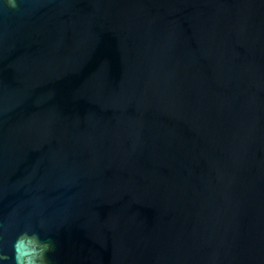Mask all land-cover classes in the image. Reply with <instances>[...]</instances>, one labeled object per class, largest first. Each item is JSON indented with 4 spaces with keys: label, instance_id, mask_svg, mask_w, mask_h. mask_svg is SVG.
I'll return each instance as SVG.
<instances>
[{
    "label": "water",
    "instance_id": "water-1",
    "mask_svg": "<svg viewBox=\"0 0 264 264\" xmlns=\"http://www.w3.org/2000/svg\"><path fill=\"white\" fill-rule=\"evenodd\" d=\"M26 226L51 264H264V0L0 8V252Z\"/></svg>",
    "mask_w": 264,
    "mask_h": 264
},
{
    "label": "clouds",
    "instance_id": "clouds-1",
    "mask_svg": "<svg viewBox=\"0 0 264 264\" xmlns=\"http://www.w3.org/2000/svg\"><path fill=\"white\" fill-rule=\"evenodd\" d=\"M21 0H0V8L6 6L16 10ZM44 228L43 222L40 225ZM55 250V243L50 237H42L40 231L26 226L13 243V255L10 257L0 252V264L8 261L9 264H51L49 253Z\"/></svg>",
    "mask_w": 264,
    "mask_h": 264
}]
</instances>
